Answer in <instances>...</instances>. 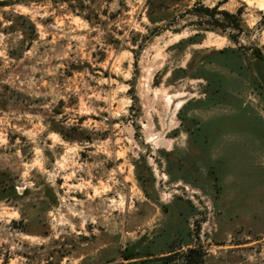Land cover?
Listing matches in <instances>:
<instances>
[{
    "label": "rangeland",
    "instance_id": "1",
    "mask_svg": "<svg viewBox=\"0 0 264 264\" xmlns=\"http://www.w3.org/2000/svg\"><path fill=\"white\" fill-rule=\"evenodd\" d=\"M263 232L264 5L0 0V264H264Z\"/></svg>",
    "mask_w": 264,
    "mask_h": 264
},
{
    "label": "trees",
    "instance_id": "2",
    "mask_svg": "<svg viewBox=\"0 0 264 264\" xmlns=\"http://www.w3.org/2000/svg\"><path fill=\"white\" fill-rule=\"evenodd\" d=\"M225 51H222L221 53H223ZM127 251H129V249H126ZM194 250V249H193ZM193 250H190L193 251ZM195 252V251H194ZM140 252H135V251H130L128 254L124 255L122 254V257L125 259V260H132V259H135V258H143V257H150V256H153L152 254L151 255H144V256H140ZM170 256V255H169ZM167 258V256H165ZM146 260H150V259H146ZM192 264H199V261L197 259H195V262L192 263Z\"/></svg>",
    "mask_w": 264,
    "mask_h": 264
},
{
    "label": "crops",
    "instance_id": "3",
    "mask_svg": "<svg viewBox=\"0 0 264 264\" xmlns=\"http://www.w3.org/2000/svg\"><path fill=\"white\" fill-rule=\"evenodd\" d=\"M253 243H255V244L262 243V245L264 246V232L261 233L260 236L258 238H255L254 240H251V241L249 240V242H245V243L235 244V246H238V245H251Z\"/></svg>",
    "mask_w": 264,
    "mask_h": 264
},
{
    "label": "bare ground",
    "instance_id": "4",
    "mask_svg": "<svg viewBox=\"0 0 264 264\" xmlns=\"http://www.w3.org/2000/svg\"><path fill=\"white\" fill-rule=\"evenodd\" d=\"M249 3H256L260 9H263L264 3L262 1L249 0Z\"/></svg>",
    "mask_w": 264,
    "mask_h": 264
}]
</instances>
